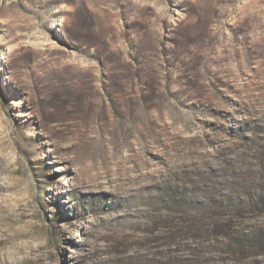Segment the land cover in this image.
Instances as JSON below:
<instances>
[{
  "label": "rangeland",
  "instance_id": "1",
  "mask_svg": "<svg viewBox=\"0 0 264 264\" xmlns=\"http://www.w3.org/2000/svg\"><path fill=\"white\" fill-rule=\"evenodd\" d=\"M264 0H0V264H264Z\"/></svg>",
  "mask_w": 264,
  "mask_h": 264
},
{
  "label": "trees",
  "instance_id": "2",
  "mask_svg": "<svg viewBox=\"0 0 264 264\" xmlns=\"http://www.w3.org/2000/svg\"><path fill=\"white\" fill-rule=\"evenodd\" d=\"M262 202H264V197L261 198ZM249 234H245V236H241L239 238L234 237V240H238V244L242 247H245V243L246 244H250L252 246H260V245H264V232L259 233L257 235H253L251 237L248 236Z\"/></svg>",
  "mask_w": 264,
  "mask_h": 264
}]
</instances>
